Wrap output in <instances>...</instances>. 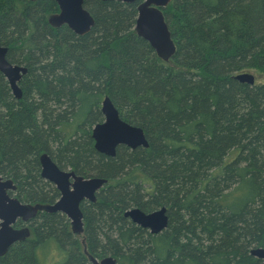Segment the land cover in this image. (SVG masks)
<instances>
[{"label": "trees", "instance_id": "obj_1", "mask_svg": "<svg viewBox=\"0 0 264 264\" xmlns=\"http://www.w3.org/2000/svg\"><path fill=\"white\" fill-rule=\"evenodd\" d=\"M138 2L84 0L94 24L77 35L47 18L54 0H0V44L23 65L12 96L0 73V173L18 197L48 203L58 194L40 177L38 157L107 179L84 208L87 251L118 264H259L264 247V0H171L162 9L175 53L163 61L135 30ZM109 97L122 120L142 128L148 147H93L91 128ZM166 208L158 234L124 211ZM56 247L88 264L57 214L41 213L30 237L0 264H39Z\"/></svg>", "mask_w": 264, "mask_h": 264}, {"label": "water", "instance_id": "obj_2", "mask_svg": "<svg viewBox=\"0 0 264 264\" xmlns=\"http://www.w3.org/2000/svg\"><path fill=\"white\" fill-rule=\"evenodd\" d=\"M34 1V0H30ZM58 12L48 16L50 26L58 28L66 25L77 35L89 32L94 24L91 14L83 6L84 0H54ZM106 1V0H101ZM125 3L138 2L134 30L138 37L147 41L157 57L167 61L175 53V43L171 38L162 9L167 7L171 0H116ZM7 47L0 44V73L8 83L12 96L21 98L22 90L19 86L21 77L26 73L23 65L12 64L7 58ZM234 78L248 85L255 82L254 76L249 72L238 73ZM100 112L103 120L96 123L91 129L94 149L108 157L115 155L118 146L129 149L137 147L147 148L148 141L141 127L122 120L118 110L109 97L101 101ZM40 177L55 185L59 198L53 204H21L16 198H9L6 190L12 187V181L3 179L0 174V256L15 242L23 241L29 236L27 228L14 229L11 224L17 218L27 221L38 212H61L70 220L71 232L75 235L82 232V212L79 203L83 199L95 200V193L107 183L103 177L84 178L73 171H64L51 159L47 153L38 157ZM69 179H72L71 181ZM124 217L151 234L160 233L167 225L166 208L160 207L151 212H144L139 208H130L124 211ZM86 252V249H84ZM91 264H118L110 255L96 259L86 252ZM250 254L264 264V247L250 250Z\"/></svg>", "mask_w": 264, "mask_h": 264}, {"label": "flooded vegetation", "instance_id": "obj_3", "mask_svg": "<svg viewBox=\"0 0 264 264\" xmlns=\"http://www.w3.org/2000/svg\"><path fill=\"white\" fill-rule=\"evenodd\" d=\"M92 129V128H91ZM94 147V146H93ZM60 169H62V170H64V171H73L76 175H80V176H82V177H84V178H88V177H93V176H84V175H81V174H78V173H76L74 170H72V169H70V168H60ZM1 174V173H0ZM1 176L3 177V179H6V178H8V179H10L11 181H12V187L11 188H9V189H7L6 190V193H7V195H8V197L9 198H11V199H13V198H16L21 204H35V203H43V204H53L55 201H57L58 200V198H59V192H58V190L56 189V187H55V185H53L52 183H50L49 181H47V180H45L44 178H41L43 181H45V182H47L49 185H51L53 188H55V190L57 191V195H56V197L55 198H53V200L51 201V202H48V203H44V202H35V203H29V202H25L24 200H21L19 197H18V186H17V184H16V182L12 179V178H9V177H6V176H3L2 174H1ZM97 177V176H96ZM70 181L72 180V179H69ZM106 184V183H105ZM104 184V185H105ZM103 187V186H102ZM101 187V188H102ZM100 188V189H101ZM99 189V190H100ZM98 190V191H99ZM98 191L95 193V200L94 201H90V200H87V199H83L80 203H79V208H80V210H81V212H82V219H81V221H82V232H81V234H78V235H75V234H73L72 232H71V226H70V220L66 217V215L65 214H63V213H61V212H55V213H47V212H44V211H40V212H38L33 218H31V219H29V220H27V221H23L21 218H17L15 221H14V223L13 224H11V226L14 228V229H22V228H27L28 230H29V236L26 238V239H28L29 237H30V240H33L34 239V227H35V223H36V221L38 220V218H39V216L41 215V213H45V214H57V216L60 218V220L63 222V220H64V228L66 229V231H70V233L73 235V237H77L78 238V240H79V243H80V245H81V247H82V252L84 253V255H85V257H86V260H87V262H88V264H91V262L89 261V259H88V256H87V254H86V252H88L87 251V249H86V245H85V240H84V235H83V232H84V230H85V219H84V215H85V211H84V208L85 207H87V206H89L90 204H93V203H95L96 201H97V193H98ZM26 239H24L23 241H25ZM23 241H18V242H15V243H13L10 247H12L13 245H15V244H17V243H20V242H23ZM9 247V248H10ZM8 248V249H9ZM84 249H86V252H85V250ZM8 251V250H7ZM7 253V252H6ZM5 253V254H6ZM89 253V252H88ZM4 254V255H5ZM90 254V253H89ZM91 255V254H90ZM3 256V255H2ZM1 257V256H0ZM94 257V256H93ZM95 258V257H94ZM67 259V256L65 255V254H63V252L61 251V254H60V258L58 259V261L57 262H55V263H53V264H58V263H60V262H62V261H64V260H66ZM97 259V258H96ZM99 260V259H98Z\"/></svg>", "mask_w": 264, "mask_h": 264}, {"label": "rangeland", "instance_id": "obj_4", "mask_svg": "<svg viewBox=\"0 0 264 264\" xmlns=\"http://www.w3.org/2000/svg\"><path fill=\"white\" fill-rule=\"evenodd\" d=\"M247 72L251 73L254 76L255 82L264 83V75L261 72L255 69H249L247 70ZM60 254H61L60 251L54 246L48 248L47 251L39 250L37 252L39 264H53L58 261V259L60 258Z\"/></svg>", "mask_w": 264, "mask_h": 264}]
</instances>
